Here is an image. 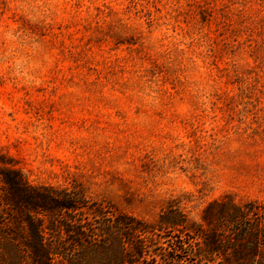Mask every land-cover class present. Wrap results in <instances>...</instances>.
Instances as JSON below:
<instances>
[{"label":"rangeland","instance_id":"rangeland-1","mask_svg":"<svg viewBox=\"0 0 264 264\" xmlns=\"http://www.w3.org/2000/svg\"><path fill=\"white\" fill-rule=\"evenodd\" d=\"M2 173L69 222L264 208V0H0ZM173 233L146 263L171 264Z\"/></svg>","mask_w":264,"mask_h":264},{"label":"trees","instance_id":"trees-1","mask_svg":"<svg viewBox=\"0 0 264 264\" xmlns=\"http://www.w3.org/2000/svg\"><path fill=\"white\" fill-rule=\"evenodd\" d=\"M61 200L52 188L32 187L14 173L1 174L0 264H148L146 258L152 262L155 256L150 246L156 231L175 232L171 264L186 259L210 263L211 256L222 257L218 264L230 259L234 264H264V208L252 203L210 204L201 224L168 208L148 226L120 212L106 216L95 211L94 217H100L95 222L62 221L76 209ZM203 223L212 225L211 230H204ZM56 231L64 236H53Z\"/></svg>","mask_w":264,"mask_h":264}]
</instances>
